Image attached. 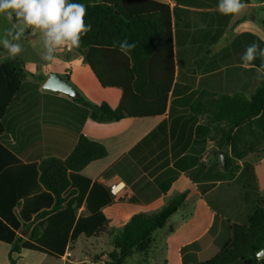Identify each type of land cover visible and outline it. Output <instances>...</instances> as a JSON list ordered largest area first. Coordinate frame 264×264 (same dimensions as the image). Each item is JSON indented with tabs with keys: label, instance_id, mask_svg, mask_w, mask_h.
<instances>
[{
	"label": "crops",
	"instance_id": "obj_1",
	"mask_svg": "<svg viewBox=\"0 0 264 264\" xmlns=\"http://www.w3.org/2000/svg\"><path fill=\"white\" fill-rule=\"evenodd\" d=\"M163 1L173 12L178 92H171L163 116L98 123L81 103L46 90L44 85L54 73L89 103L117 109L121 102L120 89L102 87L83 55L61 46L52 52L47 76L29 72L2 121L0 144L24 164L65 159L82 136L104 144L106 157L90 163L81 175L105 186L114 198L113 204L102 208L108 230L122 228L135 215L158 213L169 200L187 194L168 224L154 233L150 250L136 252L126 264L135 257L141 264H197L210 259L230 240L233 224L247 223L257 202V193L253 201L248 195L251 186L239 185L242 171L233 180L218 178L213 155L217 144L209 138L204 116L196 115L192 105L212 95L249 97L260 88L264 69H256L264 62L259 54L264 49V0H243L247 7L235 15L221 14L219 0ZM253 42L260 48L246 69L242 57ZM112 185L122 189L112 194ZM68 194L63 210L72 204L76 219L88 217L86 202L78 206ZM35 226L44 230L47 221H36L30 231L22 226L17 232L20 243L29 239ZM72 232L73 228L61 258L23 249L18 258L13 256L16 264H41L50 258L58 264H88L97 253L103 254L100 264L109 261L113 248L108 234H81L72 240ZM11 248L0 241V264H11Z\"/></svg>",
	"mask_w": 264,
	"mask_h": 264
},
{
	"label": "trees",
	"instance_id": "obj_2",
	"mask_svg": "<svg viewBox=\"0 0 264 264\" xmlns=\"http://www.w3.org/2000/svg\"><path fill=\"white\" fill-rule=\"evenodd\" d=\"M71 2L87 7L85 23L92 26L81 38L79 48L73 49L83 55L102 87L122 91L117 109L107 103H89L82 97L74 101L87 108L91 119L98 123L163 116L171 92L178 95L171 6L163 0ZM15 20L18 21L16 17ZM125 41L135 45L127 53L120 50ZM27 76L19 59L0 65V137L4 134L2 121ZM203 100L204 97L197 100L192 111L204 116L211 133L209 138L218 146L215 153L219 157L218 178L233 180L241 172L239 162H252L256 166L264 157L253 156L261 144L260 136H264V81L249 97L212 95ZM220 152H226L224 164ZM106 155L104 144L82 136L65 159L49 158L40 164H24L0 144V241L12 245L11 264H16L23 249L61 258L72 228V240L81 234L109 235L113 251L106 264H126L136 252L150 250L154 233L168 224L187 194L169 200L158 213L135 215L122 228L108 230L102 208L113 204L114 198L105 186L81 175L85 167ZM67 192L78 206L86 202L91 212L88 217L76 219L72 204L63 210ZM256 197V206L247 223L233 224L232 236L223 248L197 264H235L240 259L245 264L264 261L258 258L264 249V199L259 193ZM39 220H46L47 227L40 230L35 226L29 239L20 243L17 235L20 228L30 231Z\"/></svg>",
	"mask_w": 264,
	"mask_h": 264
},
{
	"label": "clouds",
	"instance_id": "obj_3",
	"mask_svg": "<svg viewBox=\"0 0 264 264\" xmlns=\"http://www.w3.org/2000/svg\"><path fill=\"white\" fill-rule=\"evenodd\" d=\"M246 7L243 0H219L217 4V10L223 15L239 14ZM0 13L6 14L9 18L15 14L18 21L22 20L24 25L34 30L39 29L43 33L47 54L42 58L46 61L54 59L52 52L58 47L79 48L81 38L92 30V26L85 23L87 7L71 0H0ZM23 31L22 28L15 39L18 40ZM9 34L11 35V32ZM2 43L12 58L23 51L21 45L12 44L7 39ZM133 47L134 44L129 45L125 41L121 44L120 50L127 53ZM259 48L260 44L256 42L246 47L242 67L247 69L251 66ZM259 54L264 58V49H260ZM261 69H264V62L261 68L256 70Z\"/></svg>",
	"mask_w": 264,
	"mask_h": 264
},
{
	"label": "rangeland",
	"instance_id": "obj_4",
	"mask_svg": "<svg viewBox=\"0 0 264 264\" xmlns=\"http://www.w3.org/2000/svg\"><path fill=\"white\" fill-rule=\"evenodd\" d=\"M24 29L23 34L17 40L15 39L16 34ZM11 32V35L9 34ZM7 39L12 44H19L22 46L23 51L12 58L8 52V49L4 47L2 41ZM47 54V50L44 45V36L39 29L28 30L26 25L21 21L15 20V14L9 18L6 14L0 13V65L6 62L7 60L19 59L25 64V70L30 75L29 72H35L39 76L45 77L48 75L49 68L51 67L52 60L46 61L42 57ZM261 144L257 146L256 152L253 153V156L256 158L258 156H264V136H260ZM214 159L216 165H218L219 157L216 156L218 151L217 146L213 150ZM230 154L232 151L229 150ZM226 153V152H225ZM226 157V156H225ZM240 167L242 168V177L239 182L240 184L247 183L248 195L254 199L255 193H259L260 196L264 199V157L262 161L253 166L252 162L248 164L244 162H239ZM218 167V166H217ZM249 168V171H247ZM220 173V172H219ZM256 186V187H254ZM103 254H94L88 264H100ZM138 257L132 258L127 264H141L138 262ZM31 259H27L26 262H30ZM41 264H58L56 260L50 258V260L45 261Z\"/></svg>",
	"mask_w": 264,
	"mask_h": 264
},
{
	"label": "water",
	"instance_id": "obj_5",
	"mask_svg": "<svg viewBox=\"0 0 264 264\" xmlns=\"http://www.w3.org/2000/svg\"><path fill=\"white\" fill-rule=\"evenodd\" d=\"M44 88L49 91L56 93L65 94L73 99H76L80 96L79 91L71 85L66 79L58 74H51L44 85ZM225 152H220L221 163H225ZM258 258L264 259V249L258 254ZM235 264H245L242 259L238 260Z\"/></svg>",
	"mask_w": 264,
	"mask_h": 264
},
{
	"label": "built area",
	"instance_id": "obj_6",
	"mask_svg": "<svg viewBox=\"0 0 264 264\" xmlns=\"http://www.w3.org/2000/svg\"><path fill=\"white\" fill-rule=\"evenodd\" d=\"M30 27H28L29 29ZM122 189V187L120 185H112L110 186V191L112 194H117L120 190Z\"/></svg>",
	"mask_w": 264,
	"mask_h": 264
}]
</instances>
